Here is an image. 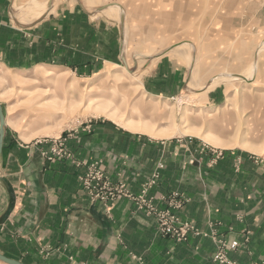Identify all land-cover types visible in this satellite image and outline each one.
Listing matches in <instances>:
<instances>
[{"label": "crops", "instance_id": "obj_1", "mask_svg": "<svg viewBox=\"0 0 264 264\" xmlns=\"http://www.w3.org/2000/svg\"><path fill=\"white\" fill-rule=\"evenodd\" d=\"M29 1L0 0V72L90 75L124 59L127 65L124 20L119 25L94 16L81 1L80 7H55L56 0H47L48 9ZM169 50L158 57V94L175 93L187 78L185 65L166 59ZM8 103L0 98L7 123L0 155V253L25 264H217L221 245L237 241V250L226 248L229 261L264 264V161L258 156L219 149L199 137L156 138L96 119L70 134L69 156L50 159L54 137L25 140L9 122ZM93 162L112 185L124 183L136 197L159 172L148 196L164 209L162 197L179 193L186 199L180 220L203 234L176 242L158 232L156 216L135 198L93 201L81 182Z\"/></svg>", "mask_w": 264, "mask_h": 264}, {"label": "rangeland", "instance_id": "obj_2", "mask_svg": "<svg viewBox=\"0 0 264 264\" xmlns=\"http://www.w3.org/2000/svg\"><path fill=\"white\" fill-rule=\"evenodd\" d=\"M80 1L119 25L124 10L127 65L51 78L43 69L1 71L0 98L9 101V122L25 140L70 135L96 119L130 129L131 119L152 130L137 132L199 137L264 161V0H56L54 6L80 7ZM29 2L49 8L47 0ZM169 48L166 59L176 58L188 74L175 93L158 94V57ZM172 126L191 134L159 135Z\"/></svg>", "mask_w": 264, "mask_h": 264}, {"label": "built area", "instance_id": "obj_3", "mask_svg": "<svg viewBox=\"0 0 264 264\" xmlns=\"http://www.w3.org/2000/svg\"><path fill=\"white\" fill-rule=\"evenodd\" d=\"M69 136L67 133H62L58 137L46 139H50L52 142L49 154L50 159L69 156L66 147ZM159 168H164V165L161 164ZM158 177L159 172L154 173L143 185L142 195L136 197L126 189L124 183H121L119 187L112 185L106 171L100 167L98 162H93L87 165L86 172L81 176V182L88 196L93 201H102L105 204L119 195L135 198L140 204L141 209H145L148 213L156 216L158 232L164 237H170L176 242H184L192 235H202L203 233L193 223L180 220L179 212L186 204V199L179 193L175 192L162 197V201L166 203V208L164 209H160L155 203L154 198L148 196L150 189L156 184ZM226 248L237 250L238 242L234 241L231 244L224 242L214 258L215 262L217 264H236L229 261Z\"/></svg>", "mask_w": 264, "mask_h": 264}, {"label": "bare ground", "instance_id": "obj_4", "mask_svg": "<svg viewBox=\"0 0 264 264\" xmlns=\"http://www.w3.org/2000/svg\"><path fill=\"white\" fill-rule=\"evenodd\" d=\"M122 12V10H120L119 9V13H121ZM186 45H187V43H185ZM189 45V44H188ZM187 45V46H188ZM189 47H190V45H189ZM70 71H62V72H60V74H59V72H56L55 70H53V69H45V70H43L42 71V76L43 77H45V78H51V77H53L54 75H56V74H58L59 76L60 75H69L70 73H69ZM18 78L19 79H21L22 77L21 76H18ZM216 83H218V81H215V84ZM213 85L214 84H211V85H209V87H207V88H211V87H213ZM208 89V90H209ZM92 104V103H91ZM90 105V104H89ZM96 109L97 108H95V112H96ZM173 109V108H172ZM89 111V110H88ZM98 112H100V111H98ZM96 114H98V113H96ZM126 125L128 126V128H130V129H132L133 131H145V130H150V129H148L147 128V126H146V124H144V122L143 121H134V122H132V120L131 119H129L128 121H127V123H126ZM151 132H152V130H150ZM161 134H159V135H162V136H166V137H173V136H175V135H177L178 133H180V134H183V135H188V134H191V132L189 131V129H186L185 128V130H183V131H181V128H179V126H175V127H168V128H166L164 131H162V132H160ZM196 133H200V132H196ZM239 142V141H238ZM237 144V143H236ZM238 145H239V143H238ZM1 262V261H0ZM3 263V262H2Z\"/></svg>", "mask_w": 264, "mask_h": 264}, {"label": "water", "instance_id": "obj_5", "mask_svg": "<svg viewBox=\"0 0 264 264\" xmlns=\"http://www.w3.org/2000/svg\"><path fill=\"white\" fill-rule=\"evenodd\" d=\"M123 20L124 19L122 18V21ZM124 62L126 63L125 59H124ZM6 126H7L6 115H5V112H4L2 104H0V155H1V152H2L4 136H5V133H6ZM0 261L5 263V264H25V263H23V262H21L19 260H16V259H13L11 257H8V256H6V255H4L2 253H0Z\"/></svg>", "mask_w": 264, "mask_h": 264}]
</instances>
